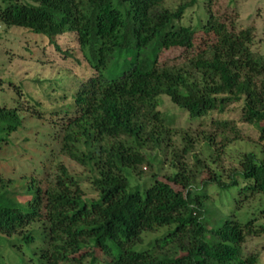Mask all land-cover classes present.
Listing matches in <instances>:
<instances>
[{
  "label": "trees",
  "instance_id": "obj_1",
  "mask_svg": "<svg viewBox=\"0 0 264 264\" xmlns=\"http://www.w3.org/2000/svg\"><path fill=\"white\" fill-rule=\"evenodd\" d=\"M165 1L0 0L1 25L47 39L65 58L74 59L73 53L59 40L73 37L82 55L77 63L91 71L71 102L47 119L46 108L28 94L32 109L22 108L21 95L14 106L13 100L0 105V153L14 145L10 137L23 127L21 113L46 120L42 156L49 159L56 148L93 175L99 194L85 200L63 165L52 177L45 164L0 176V242L15 238L32 264H258L243 246L248 236L264 234V225L255 227L248 213L240 217L236 199L264 195V126L259 155H245L227 180L216 174L204 181L231 195L228 204L236 207L226 214L214 216L213 201L183 164L168 177L130 185L148 151L171 152L176 160L190 152L171 151L173 132L157 110L162 96L191 119L240 102L243 122L264 123V56L252 50L253 30L231 32L211 15L203 28L211 40L195 50V30L181 21L197 1L176 12ZM170 49L184 51L180 62L162 63ZM164 228L144 244L145 234ZM0 264H6L1 252Z\"/></svg>",
  "mask_w": 264,
  "mask_h": 264
},
{
  "label": "rangeland",
  "instance_id": "obj_2",
  "mask_svg": "<svg viewBox=\"0 0 264 264\" xmlns=\"http://www.w3.org/2000/svg\"><path fill=\"white\" fill-rule=\"evenodd\" d=\"M196 1L194 6L186 10L181 21L182 25L195 30V50L211 40L203 28L212 15L215 20L226 24L231 32L252 29V50L255 54L264 56V0ZM192 2L193 0H166L163 6L176 12L180 7ZM34 36L37 38L32 39L22 28H9L0 24V105L13 100L14 104L11 105L14 106L21 95L22 108L32 109L34 102L30 101L28 94L46 108L47 119L49 111H58L63 105L71 102V94L91 71L87 65L77 63V59H81L82 55L73 37L63 38L59 43L63 51L73 53L74 59L63 57L51 47L47 39H39L42 38L39 35ZM183 55L182 49H170L162 52L160 60L162 63L180 62ZM242 109V103L236 102L207 117L191 119L186 111L175 106L167 96L160 97L157 110L164 117L165 125L173 132L171 151L181 154L180 152L188 147L190 152L181 154V158L176 160L171 152L148 151L146 165L138 170L137 175H130L131 187L150 183L154 175L159 178L168 177L174 172L175 166L183 164L186 165L187 173L197 190L207 191L215 205L212 208L215 217L221 216V211L225 214L231 211L235 206L233 203L228 204L231 195L219 194L214 186L205 187L204 181L216 174L227 180L239 171L240 160L245 155L260 154L262 143L259 142V136L264 123L250 125L243 122ZM21 115L24 116L23 127L10 137L14 145H9L5 152L0 153V176H19L45 164L52 177L57 174V167L63 165L78 181L84 199L97 200L99 194L94 178L87 169L69 157L59 154L56 148L49 154V159L42 156L43 150L39 145L44 143L43 134L49 132L48 122L37 120L29 113L23 112ZM208 137L212 139L211 146L208 145ZM236 201L240 217L248 213L255 219V227L264 225V195H241ZM167 230L164 228L145 234L144 244L161 237ZM13 242L15 238H4L0 242V252L6 264H24L26 259L28 264H32L33 261L29 260L27 254L26 259L24 258L28 249H22L20 246L23 255ZM243 248L244 255H256L258 264H264V234L248 236Z\"/></svg>",
  "mask_w": 264,
  "mask_h": 264
}]
</instances>
